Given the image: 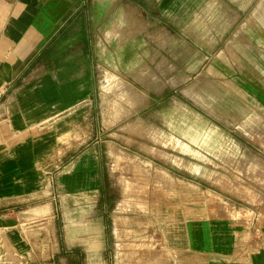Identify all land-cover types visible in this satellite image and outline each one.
<instances>
[{"label": "rangeland", "instance_id": "1", "mask_svg": "<svg viewBox=\"0 0 264 264\" xmlns=\"http://www.w3.org/2000/svg\"><path fill=\"white\" fill-rule=\"evenodd\" d=\"M165 1L95 0L111 6L90 42V141L111 193L90 235L95 264H200L191 219L226 215L237 228L264 211V43L248 25L264 0Z\"/></svg>", "mask_w": 264, "mask_h": 264}, {"label": "crops", "instance_id": "2", "mask_svg": "<svg viewBox=\"0 0 264 264\" xmlns=\"http://www.w3.org/2000/svg\"><path fill=\"white\" fill-rule=\"evenodd\" d=\"M250 9L249 27H262L252 39L264 43V17ZM110 10L95 0H0V250L14 264H58V254L80 264V230L90 264L97 219L104 229L111 193L90 141V42ZM233 225L226 215L191 219L187 251L200 264H264V211Z\"/></svg>", "mask_w": 264, "mask_h": 264}, {"label": "built area", "instance_id": "3", "mask_svg": "<svg viewBox=\"0 0 264 264\" xmlns=\"http://www.w3.org/2000/svg\"><path fill=\"white\" fill-rule=\"evenodd\" d=\"M17 256L19 259H23L22 254H18ZM0 264H14L12 259L9 257L8 252L5 251L4 249L0 250Z\"/></svg>", "mask_w": 264, "mask_h": 264}, {"label": "bare ground", "instance_id": "4", "mask_svg": "<svg viewBox=\"0 0 264 264\" xmlns=\"http://www.w3.org/2000/svg\"><path fill=\"white\" fill-rule=\"evenodd\" d=\"M137 176V175H136ZM136 176H135V183H133L134 182V180H132L133 182V184H135L134 186L132 185V183H130V185L134 188V189H132V191H136V192H138L139 190L138 189H140L139 187H141L142 186V182H140L137 178H136ZM128 184H129V182H128ZM130 185H128V186H130ZM142 187H144V186H142ZM147 187V186H146ZM130 190H131V188H129ZM142 189V188H141ZM144 190H145V188H144ZM153 190V189H152ZM142 191V190H141ZM153 191H155V190H153ZM136 198V197H135ZM138 201V200H137ZM143 202V201H142ZM139 204V203H138ZM90 264H95L96 263V258H89V260H87ZM94 262V263H93Z\"/></svg>", "mask_w": 264, "mask_h": 264}]
</instances>
